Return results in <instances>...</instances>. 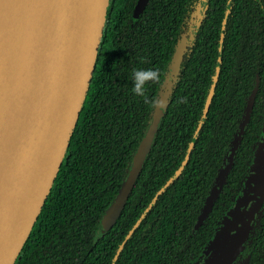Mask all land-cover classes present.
<instances>
[{
    "label": "trees",
    "instance_id": "1",
    "mask_svg": "<svg viewBox=\"0 0 264 264\" xmlns=\"http://www.w3.org/2000/svg\"><path fill=\"white\" fill-rule=\"evenodd\" d=\"M113 0L81 117L48 199L15 264H195L240 196L264 127V0ZM220 74L207 117L221 35ZM169 105L125 208L97 242L185 44ZM156 69L145 97L132 93L133 69ZM253 108L227 181L199 218L246 108ZM155 101V103H153ZM199 137L181 174L193 136ZM235 264H264V205Z\"/></svg>",
    "mask_w": 264,
    "mask_h": 264
},
{
    "label": "water",
    "instance_id": "2",
    "mask_svg": "<svg viewBox=\"0 0 264 264\" xmlns=\"http://www.w3.org/2000/svg\"><path fill=\"white\" fill-rule=\"evenodd\" d=\"M150 0H138V18ZM231 1H228L225 29ZM208 0H201L198 23ZM110 0H0V264H15L48 199L81 117L98 63ZM185 44L176 50L168 85L133 155L129 171L103 214L94 240L116 223L153 148L169 105ZM224 33L209 112L220 74ZM253 108L250 100L199 222L208 216L234 164ZM200 122L179 170L199 137ZM264 205V127L240 196L195 264H235Z\"/></svg>",
    "mask_w": 264,
    "mask_h": 264
},
{
    "label": "clouds",
    "instance_id": "3",
    "mask_svg": "<svg viewBox=\"0 0 264 264\" xmlns=\"http://www.w3.org/2000/svg\"><path fill=\"white\" fill-rule=\"evenodd\" d=\"M159 78L158 70L148 68V69H133L131 83V91L137 96L145 97L147 102V97L145 96V85L150 81H155ZM155 103V101H153Z\"/></svg>",
    "mask_w": 264,
    "mask_h": 264
},
{
    "label": "flooded vegetation",
    "instance_id": "4",
    "mask_svg": "<svg viewBox=\"0 0 264 264\" xmlns=\"http://www.w3.org/2000/svg\"><path fill=\"white\" fill-rule=\"evenodd\" d=\"M137 1H138V0H137ZM136 5H137V2H136V4H135L134 10H133V18H134V11H135ZM111 8H113V0H110V4H109V8H108L107 18H108V16H109V12H110ZM136 19H137V18H136ZM106 22H107V21H106Z\"/></svg>",
    "mask_w": 264,
    "mask_h": 264
}]
</instances>
